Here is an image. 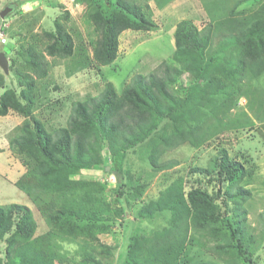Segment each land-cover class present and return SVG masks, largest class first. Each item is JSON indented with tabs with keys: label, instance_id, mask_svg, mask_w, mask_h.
<instances>
[{
	"label": "trees",
	"instance_id": "16d2710c",
	"mask_svg": "<svg viewBox=\"0 0 264 264\" xmlns=\"http://www.w3.org/2000/svg\"><path fill=\"white\" fill-rule=\"evenodd\" d=\"M115 4L118 9L110 13L100 5L88 11L99 33L93 47V58L99 66L117 59L120 36L125 30L150 31L157 26L148 4L139 0H116ZM223 10L222 16L212 18L202 28L188 18L179 21L174 31L175 50L162 62L158 73L136 74L122 93L113 82L107 81L99 95L73 103L66 126L48 128L33 109L38 80L47 77L53 65L49 57L65 59L75 54L74 37L69 31V10L54 20L53 29L41 33L46 41L44 48H39L36 42L23 46V69H17L20 90L7 88L0 72V87H4L0 96V116L12 110L25 118L9 138L10 149L27 167L16 184L52 227L35 235L37 221L31 208L20 203L0 205V237L10 233L6 239L10 260L18 259L19 264H106L95 248H82L79 258L66 256L55 248L57 237H80L99 242L103 254L111 253L110 247L98 236L114 219L111 204L103 194L105 184L98 180L71 179L69 174L99 167L106 148L112 157L110 172L117 180V199L126 217L123 163L128 150L147 139L152 140L150 158L154 166L159 155L158 146L168 148L184 143L200 146L220 132L222 116L238 104L244 93L246 75L257 78L264 74V1L242 17L232 16L235 11L228 7ZM228 21L237 31L232 32L229 40L236 55L225 64L210 50L219 32L229 28ZM185 74L192 76L193 82L185 96L177 95L171 86ZM194 93H199L203 101L209 96L212 103V108L201 104L197 117L186 112ZM178 117H182V122L176 125ZM165 119L173 121L175 126L164 135L154 137ZM171 166L166 163L158 168ZM193 171L212 175L219 184L217 193L211 194L203 183L193 184L186 192L182 178L171 182L160 191L158 198L150 200L139 211L141 217L169 211V224L134 238L125 250L127 257L122 264H178L186 251L191 226L204 228L217 222L227 216L231 202L235 204L233 217L238 223L232 230L238 252L247 264H256L236 236L248 215L244 203L251 197V190L241 182L254 174L253 169L230 157L223 148L207 167ZM261 218L264 222V213ZM5 264L12 263L7 260Z\"/></svg>",
	"mask_w": 264,
	"mask_h": 264
},
{
	"label": "rangeland",
	"instance_id": "374dc122",
	"mask_svg": "<svg viewBox=\"0 0 264 264\" xmlns=\"http://www.w3.org/2000/svg\"><path fill=\"white\" fill-rule=\"evenodd\" d=\"M116 0H0V30L5 33L7 41H0V52H5L9 61V70L4 75L7 88L20 90L17 69H23V46L36 42L39 48H44L46 41L41 36L44 30L54 28V20L61 18L66 10L71 12L69 31L74 37L75 54L61 59L51 58L52 68L49 75L38 80L37 97L34 113L48 128L66 126L71 116L73 103L89 96L99 95L107 81L114 83L117 91L122 93L124 86L138 73L148 74L159 72L162 62L169 59L175 50L174 31L182 19H191L200 28L212 18L223 15L226 7L235 11L232 16L249 15L252 10L264 0H139L150 6L152 19L156 28L150 31L125 30L120 36V51L117 59L108 65L95 63L93 47L99 37L95 25L88 17L91 7L100 5L106 13L118 7ZM16 6L13 8V6ZM6 15L1 16L6 7ZM233 17V19H236ZM233 22V21H232ZM225 32L216 36L210 53L217 55L221 63H227L235 58V48L229 45L232 32L237 31L231 22ZM193 82L192 76L185 74L172 84V91L185 96ZM244 93L239 97L238 104L226 115L222 116L223 124L220 132L212 136L200 146L184 143L178 146L163 148L158 146L157 164L151 163L153 141L147 139L142 144L131 148L126 153L123 168L124 195L126 217L121 212V204L117 199V180L106 169L112 166V157L106 148L103 149V162L99 167L83 168L69 174L71 179L98 180L105 184L104 196L110 202L114 219L108 222L105 231L99 232L101 242L110 247L111 253L101 252L99 242L87 241L83 238L57 237L55 248L69 257L80 256L83 248H95L98 256L106 264H122L125 250L134 238L150 234L169 224L171 213L161 211L152 217H141L140 210L150 200L158 198L160 191L178 178L183 179L187 192L193 184L203 183L211 194H216L219 188L217 180L212 175L194 172L198 167H207L211 160L225 148L230 157L240 160L253 169L254 174L241 182L251 190V197L244 206L248 215L242 223V230L236 232L237 238L243 243L247 255L256 264H264V74L260 77L246 75L243 80ZM4 87H0V96ZM194 99L187 108V114L197 117L200 105L212 108L208 97L194 93ZM24 116L10 111L0 116V205L20 203L31 208L37 221L35 235L50 230L51 224L41 215L31 198L16 184L17 179L27 167L20 157L15 155L9 146V138L17 126L24 121ZM197 119L193 120L196 122ZM182 122L178 117L175 124ZM170 119H165L159 126L154 137L164 135L175 126ZM171 163L170 168H158ZM238 202V199H236ZM235 204L231 202L227 216L215 223H209L204 228L191 226L187 248L178 264H198L211 262L214 264H247L245 258L238 252V246L233 239V227L238 223L233 217ZM213 229V230H212ZM6 234L0 237V262L19 264L10 260L6 249L8 246ZM236 239V238H235ZM88 244V247L87 245ZM219 245V246H217ZM217 246V247H216ZM58 264V263H57Z\"/></svg>",
	"mask_w": 264,
	"mask_h": 264
},
{
	"label": "water",
	"instance_id": "95a60500",
	"mask_svg": "<svg viewBox=\"0 0 264 264\" xmlns=\"http://www.w3.org/2000/svg\"><path fill=\"white\" fill-rule=\"evenodd\" d=\"M7 9H12L10 6L6 7L4 11L2 12L1 16L4 17L6 15ZM0 65L4 69L5 72H8L9 70V61L8 58L5 54V52L1 51L0 52ZM106 169H110V166H106Z\"/></svg>",
	"mask_w": 264,
	"mask_h": 264
},
{
	"label": "built area",
	"instance_id": "2783aa9c",
	"mask_svg": "<svg viewBox=\"0 0 264 264\" xmlns=\"http://www.w3.org/2000/svg\"><path fill=\"white\" fill-rule=\"evenodd\" d=\"M0 41L3 43H5L7 41L5 33L2 30H0Z\"/></svg>",
	"mask_w": 264,
	"mask_h": 264
}]
</instances>
